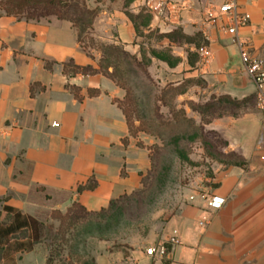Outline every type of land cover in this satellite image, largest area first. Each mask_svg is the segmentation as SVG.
Returning <instances> with one entry per match:
<instances>
[{"label":"crops","instance_id":"0c3cea01","mask_svg":"<svg viewBox=\"0 0 264 264\" xmlns=\"http://www.w3.org/2000/svg\"><path fill=\"white\" fill-rule=\"evenodd\" d=\"M239 5L251 20L238 36L264 62V0ZM97 7L96 41L136 61L147 54L154 70L172 78L166 84L200 86L206 100L226 97L244 110L230 117V150L241 163L217 175L213 189L187 192L160 230L131 244L128 258L123 244L99 255L96 264H264V165L257 150L262 117L256 85L224 21L207 23L208 0H166L160 16L148 12L145 0H88L90 10ZM104 59L100 47L79 42L69 20L0 16L3 205L42 222L40 214L66 212L74 203L101 212L140 190L155 141L130 131L116 101L126 92L103 71ZM202 195L226 201L212 212ZM151 248L154 256L146 254ZM48 257V246L39 243L18 254L17 264H47Z\"/></svg>","mask_w":264,"mask_h":264},{"label":"rangeland","instance_id":"374dc122","mask_svg":"<svg viewBox=\"0 0 264 264\" xmlns=\"http://www.w3.org/2000/svg\"><path fill=\"white\" fill-rule=\"evenodd\" d=\"M9 1L15 4L14 0H0V16H7ZM61 1L54 0L50 10L10 17H68L74 21L82 43L103 47L106 52L108 45L93 36L99 7L90 10L88 0ZM103 61L102 67L126 92L122 100L116 101L129 120L132 134L141 133L155 141L149 146L152 166L142 178L139 191L116 200L97 216H87L78 208L71 214H40L47 226L41 243L51 249V264H96L99 255L113 253L123 244L128 258L131 244L160 230L168 211L175 212L187 192L213 189L218 184L214 181L217 175L241 163L240 155L230 150V117L238 118L243 104L226 97L206 100L208 94L202 93L206 88L200 86L166 84L172 78L166 80L160 68L154 70L147 54L134 63L118 53L108 54ZM8 217L0 209V222Z\"/></svg>","mask_w":264,"mask_h":264},{"label":"trees","instance_id":"16d2710c","mask_svg":"<svg viewBox=\"0 0 264 264\" xmlns=\"http://www.w3.org/2000/svg\"><path fill=\"white\" fill-rule=\"evenodd\" d=\"M14 1L15 4L10 1L7 3V13H6L7 16H15L12 14H19L26 11L29 13V12H36L37 10H50L55 5L54 0H14ZM61 2H64V0ZM8 10H12V11L8 12ZM56 17H58L59 19L69 20L75 27L74 21L71 20L70 18L63 17L57 14ZM24 19L26 20L39 19V17L37 18L25 17ZM78 39L79 42L82 43L79 34H78ZM103 49L104 48L102 47L101 50L104 53V57L111 53H118V55L121 54L124 56V58L130 59L133 63L136 62L134 57L123 51L121 48H120L121 50H119V47L117 46L114 45L105 46V49L108 50V51L106 50V52ZM102 69L109 76L111 80L113 81L115 80L111 76L112 73L109 74L108 72H106L104 67ZM128 124L130 126L129 120H128ZM130 131L132 132L131 126H130ZM79 190H81V188ZM3 202L4 200L0 199V209L2 212L6 213L7 216L9 217L7 221L0 222V264H17L18 254L30 253L34 249L35 245L42 242V240L44 239L43 230L44 228H47V226L45 227L42 222L36 220L33 217L24 215L16 209L3 205ZM114 203L115 202L111 203L110 208L113 206ZM74 208H78L87 216H97L101 212L106 211V210H102L101 212H97V213H89L80 204L74 203L67 210V212L71 214V211ZM54 212L56 213L58 211H54ZM54 212H52V214ZM50 255H51V249L49 250V256ZM50 259L51 257L47 260V264H51Z\"/></svg>","mask_w":264,"mask_h":264},{"label":"built area","instance_id":"2783aa9c","mask_svg":"<svg viewBox=\"0 0 264 264\" xmlns=\"http://www.w3.org/2000/svg\"><path fill=\"white\" fill-rule=\"evenodd\" d=\"M218 0H208L209 9L206 13L207 23H216L221 19L225 23L224 31L233 38L236 44L241 59V64L247 72L250 79L256 85V108L262 117V129L260 138L257 144V150L260 152V160L264 165V62L252 56L248 50L247 43L238 36L239 30L246 27L251 20L250 14L242 11L240 0H221V4L215 9V3ZM166 6V0H145V7L148 12L155 16L163 14ZM264 174V167H263ZM207 200L208 208L212 212L219 211L225 204V198L218 195H202ZM206 221L201 222L204 225ZM170 243L172 245L178 244L177 238H172ZM166 252L165 246H160L159 254L163 255ZM146 254L154 256L156 250L151 248L146 250Z\"/></svg>","mask_w":264,"mask_h":264}]
</instances>
